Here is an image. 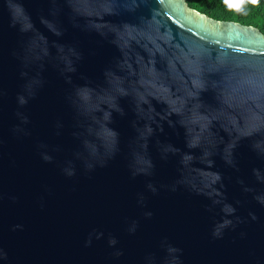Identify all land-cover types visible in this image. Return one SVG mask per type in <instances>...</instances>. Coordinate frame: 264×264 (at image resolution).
<instances>
[{
  "label": "water",
  "instance_id": "95a60500",
  "mask_svg": "<svg viewBox=\"0 0 264 264\" xmlns=\"http://www.w3.org/2000/svg\"><path fill=\"white\" fill-rule=\"evenodd\" d=\"M0 264H264V34L0 0Z\"/></svg>",
  "mask_w": 264,
  "mask_h": 264
},
{
  "label": "trees",
  "instance_id": "16d2710c",
  "mask_svg": "<svg viewBox=\"0 0 264 264\" xmlns=\"http://www.w3.org/2000/svg\"><path fill=\"white\" fill-rule=\"evenodd\" d=\"M188 6L219 21L258 28L264 34V0H186Z\"/></svg>",
  "mask_w": 264,
  "mask_h": 264
}]
</instances>
